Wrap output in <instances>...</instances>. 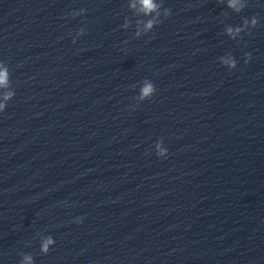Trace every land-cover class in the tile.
<instances>
[{"label":"clouds","instance_id":"clouds-1","mask_svg":"<svg viewBox=\"0 0 264 264\" xmlns=\"http://www.w3.org/2000/svg\"><path fill=\"white\" fill-rule=\"evenodd\" d=\"M140 4V9L143 12L145 16H151L153 13L158 11L159 5L156 3V0H139ZM135 7V5H133ZM228 7L233 9L235 12L239 13L241 12L245 7H246V0H228ZM83 11V10H82ZM171 9H166L165 10V15L170 16ZM249 21L245 19L244 25L247 26ZM155 24L154 19H149L145 25L144 29L145 31H149L153 28ZM251 25L252 27H255L257 25V17L253 16L251 19ZM126 26V25H125ZM242 28L237 27L235 30L232 28H228L227 32L232 35L235 33L241 32ZM80 33L83 34V29L80 30ZM140 33L137 32V36H139ZM246 62L247 60L251 59V54L246 53ZM223 63L229 68V69H234L237 65L236 59L233 57L229 56L227 59H223ZM8 85V71L7 68H3V70H0V87H7ZM156 92V87L154 83L151 80H145L143 83V87L140 89V96L139 98L141 100H149L152 98L154 93ZM14 96V93L9 92L4 95L3 99L5 101L11 99ZM6 108L5 104H0V112H3ZM159 147V146H158ZM158 156H167V149H163L157 153ZM82 218H77L76 223H80ZM55 244V240L52 238V236L47 237L42 245H41V251L44 254H47L49 252L50 246H53ZM24 264H33V258L31 255H26L24 257Z\"/></svg>","mask_w":264,"mask_h":264}]
</instances>
